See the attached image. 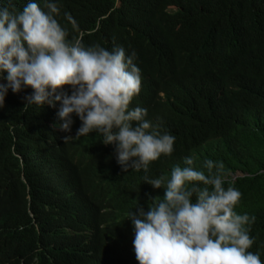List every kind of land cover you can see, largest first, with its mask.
<instances>
[{
	"label": "trees",
	"instance_id": "obj_1",
	"mask_svg": "<svg viewBox=\"0 0 264 264\" xmlns=\"http://www.w3.org/2000/svg\"><path fill=\"white\" fill-rule=\"evenodd\" d=\"M26 2L12 0L17 10ZM57 19L69 39L135 52L141 89L129 107L175 136L148 175L168 178L187 156L197 169L222 161L241 193L234 211L256 217L248 251L264 264V0H60ZM30 92L9 90L0 109V264H119L74 231L122 252L128 213L163 189L143 183V171L121 172L99 134L63 142L80 121L54 129L59 105L24 107Z\"/></svg>",
	"mask_w": 264,
	"mask_h": 264
},
{
	"label": "clouds",
	"instance_id": "obj_2",
	"mask_svg": "<svg viewBox=\"0 0 264 264\" xmlns=\"http://www.w3.org/2000/svg\"><path fill=\"white\" fill-rule=\"evenodd\" d=\"M59 14L60 0H43V7L27 0L21 10L12 0L0 5V79L5 81L0 109L9 90L31 89L22 97L24 107L59 105L54 129L71 133L73 116L80 121L75 135L61 137L63 142L99 134L105 147L113 148L121 172L143 171V183L163 189L162 198H149L147 209L137 203L128 213L129 245L122 252L102 246L90 233L74 232L119 264H262L258 252L248 251L256 217L234 211L241 193L222 161L205 159L197 169L187 156L185 166H173L168 178L148 175L151 162L172 154L175 136L147 119V109L129 107L141 89L135 52L69 39ZM64 17L71 20L68 13ZM101 199L114 205L104 195ZM54 204L61 208L65 200Z\"/></svg>",
	"mask_w": 264,
	"mask_h": 264
},
{
	"label": "water",
	"instance_id": "obj_3",
	"mask_svg": "<svg viewBox=\"0 0 264 264\" xmlns=\"http://www.w3.org/2000/svg\"><path fill=\"white\" fill-rule=\"evenodd\" d=\"M238 174H239V173H238ZM238 174L235 176V178L240 176V175H238Z\"/></svg>",
	"mask_w": 264,
	"mask_h": 264
}]
</instances>
